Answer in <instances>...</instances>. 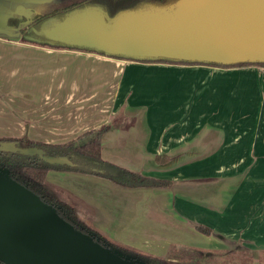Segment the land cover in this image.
Segmentation results:
<instances>
[{
    "label": "crops",
    "instance_id": "crops-1",
    "mask_svg": "<svg viewBox=\"0 0 264 264\" xmlns=\"http://www.w3.org/2000/svg\"><path fill=\"white\" fill-rule=\"evenodd\" d=\"M48 1L0 0V29ZM102 123V160L172 182L135 188L49 170L98 230L161 256L204 237L264 248V67L132 61L0 32V138L61 143Z\"/></svg>",
    "mask_w": 264,
    "mask_h": 264
},
{
    "label": "water",
    "instance_id": "water-1",
    "mask_svg": "<svg viewBox=\"0 0 264 264\" xmlns=\"http://www.w3.org/2000/svg\"><path fill=\"white\" fill-rule=\"evenodd\" d=\"M52 24L41 30L46 37L108 53L221 63L264 61V0H177L165 7L125 12L113 20L88 8ZM2 149L36 152L49 164L72 163L65 155L45 154L37 146L18 148L9 140L0 142ZM0 262L145 264L140 257L100 242L93 231L68 222L4 166H0Z\"/></svg>",
    "mask_w": 264,
    "mask_h": 264
},
{
    "label": "trees",
    "instance_id": "trees-1",
    "mask_svg": "<svg viewBox=\"0 0 264 264\" xmlns=\"http://www.w3.org/2000/svg\"><path fill=\"white\" fill-rule=\"evenodd\" d=\"M177 0H74L66 3L63 6L49 9L45 12H34L32 16L27 17L25 15H9L6 18V28L11 31H17L20 33L22 41L35 43L43 46L60 47V48H75L94 51L102 53L111 57H119L128 60H136L141 62H161V63H187V64H206L211 66H224L232 67L233 65H247L249 63L264 65V61H238L233 63H221L206 60H187L177 59L172 57H137L128 56L120 53H108L102 49L86 45H77L68 42L58 41L52 38L46 37L42 32V28L52 21L64 20L68 15L73 12L81 11L83 9L93 8L99 10L105 20H113L116 16L131 11H138L148 8L165 7ZM110 126L108 123H102L97 128H92L84 133L78 135L75 138L68 139L65 142H41L38 140H31L26 135H20L18 137H2V140L13 141L19 148L27 147H39L42 148L45 154L65 155L72 162L73 157L77 156L88 159L92 162L101 163L104 167L99 170L82 169L77 166L76 163L71 164H49L44 161L38 153L27 154L20 151L0 150V166L6 167L10 175L18 182H22L27 185L33 192L37 193L40 198L44 199L48 203L54 205L58 214H60L68 222L73 223L74 226L82 230H91L98 237L100 242H106L109 245L122 249L127 253H131L137 257H140L145 264H168L163 257L158 254H153L144 251L140 248L129 246L124 243H120L109 236L106 233L98 230L86 217L80 212L75 202L70 198L64 196L62 193L52 189L47 185L45 181L46 173L52 169H65V170H79L89 171L95 173L101 177H105L113 181L117 185L126 187H163L169 186L172 182L164 178L151 177L141 173L140 171H133L121 165L105 162L100 158V139L102 133ZM197 230L202 233H210L211 229L201 224L194 225ZM258 258L264 261V248L258 250ZM0 264H2L0 262Z\"/></svg>",
    "mask_w": 264,
    "mask_h": 264
},
{
    "label": "rangeland",
    "instance_id": "rangeland-1",
    "mask_svg": "<svg viewBox=\"0 0 264 264\" xmlns=\"http://www.w3.org/2000/svg\"><path fill=\"white\" fill-rule=\"evenodd\" d=\"M70 1H74V0H50L46 3L40 4V6L38 7L36 6L35 11H38V12L48 11V9H52L54 7L65 5V3H68ZM22 6L28 8V6H25V5H22ZM10 9L11 11L13 10L11 7ZM1 31L4 32L5 34H8V33H14L16 30L11 31L10 29L5 28V29H0V32ZM249 64L255 65L253 63H249ZM258 66L264 67V65H258ZM160 93L162 92L160 90L159 91L157 90L155 91V93H150L149 96L151 94L157 95ZM145 99L146 98H143L142 100H145ZM131 101L134 102L132 103L133 106L139 105V103H137L138 101L137 97L132 98ZM81 159L84 160V158H81ZM77 166L82 169L87 168L89 170H95V171L99 170L101 167L100 164L96 162H92V161H90V164L88 165L78 162ZM77 171L79 170H74V171L70 170L69 172L71 173V175H73L74 173H77L78 175L76 176H85V173H81L83 171L79 172L82 175H79ZM66 174L64 177L67 179ZM48 176L49 175L46 173L45 181L48 186H50L52 189L62 194L66 193L67 187H63L65 185L68 186L66 180H64L65 185H63L61 181L59 182V180L57 181L56 179H54L58 182L57 183L54 180H51L50 177ZM53 177L56 178L55 176ZM206 238L207 237L202 238V240L199 241V243H197L198 244L197 246H200V247H194V248L189 247V246L181 247V248L171 247V249L167 251L166 253L167 255L165 256L160 255V256L163 257L166 261H168V264H264V261L262 262L258 258V255H259L258 249L250 250L249 247L248 248L244 247L245 244L236 242L237 240L235 239H232V240L224 239L223 242L220 239H218L219 241L213 240V241H218V243L217 245H211ZM116 241H119V239L118 240L116 239Z\"/></svg>",
    "mask_w": 264,
    "mask_h": 264
}]
</instances>
